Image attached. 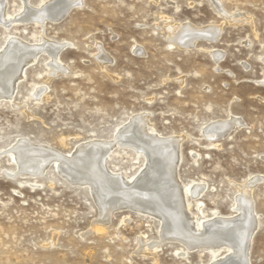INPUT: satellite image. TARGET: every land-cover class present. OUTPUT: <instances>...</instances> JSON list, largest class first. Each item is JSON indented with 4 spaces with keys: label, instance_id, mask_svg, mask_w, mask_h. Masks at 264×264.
Returning a JSON list of instances; mask_svg holds the SVG:
<instances>
[{
    "label": "rangeland",
    "instance_id": "rangeland-1",
    "mask_svg": "<svg viewBox=\"0 0 264 264\" xmlns=\"http://www.w3.org/2000/svg\"><path fill=\"white\" fill-rule=\"evenodd\" d=\"M26 1L35 7L48 0ZM217 1L224 14L212 0H80L60 22L0 27V49L13 37L65 44L58 60L67 69L54 75L39 54L12 101H0V264H210L199 251L176 255L183 247L167 241L152 255L159 224L134 210L115 212L97 231L88 188L70 184L53 164L37 178L5 176L14 165L4 152L19 139L73 153L86 142L111 141L143 114L148 129L182 137L178 178L204 185L198 199H188L197 218L235 216L239 187L259 179L251 193L258 226L249 263L264 264V0ZM0 2L12 19L20 15L23 0ZM187 23L220 27L218 38L181 49L167 28ZM230 118L242 125L223 137L204 134ZM106 166L130 178L144 158L115 147Z\"/></svg>",
    "mask_w": 264,
    "mask_h": 264
},
{
    "label": "bare ground",
    "instance_id": "bare-ground-1",
    "mask_svg": "<svg viewBox=\"0 0 264 264\" xmlns=\"http://www.w3.org/2000/svg\"><path fill=\"white\" fill-rule=\"evenodd\" d=\"M79 2L48 0L34 7L23 0L20 15L16 19L4 11L5 4L0 2V27L7 30L14 23L29 22L43 26L48 20L57 21L72 5ZM212 2L217 11L224 14L220 2ZM167 30L168 39L173 44L187 49L193 47L200 38L215 41L220 27L196 29L187 23L169 26ZM64 47L65 44L47 39H42L39 45H29L15 37L8 38L0 49V101H12L25 68L34 63L39 54L48 57V65L54 75L67 71L58 60V54ZM98 49L101 54L102 50L100 47ZM212 55L218 60L216 52ZM100 57L101 62L106 63L108 58L103 55ZM261 84H264V79ZM43 92V87L38 88L36 96ZM148 124L146 114L135 116L131 125L118 129L111 141L86 142L75 148L73 153L63 154L47 146L19 139L4 152L8 161L14 165V169L6 172L5 176L10 180L19 175L37 178L53 164L59 175L70 184L88 188L100 215L95 221V224L98 223L97 231L104 229L115 212L130 209L157 220L160 241L148 245L154 256L160 242L167 241L183 247L175 252L178 256L199 251L209 255L210 264H250V243L258 226L251 193L259 179H252L239 187L240 195L235 198L233 205L235 216H222L213 211L211 218H197L189 210L188 199H198L204 191V185H183L178 178L182 137H165L148 129ZM241 125L237 118L217 121L207 126L204 134L209 138L223 137ZM115 147L129 149L142 156L143 169L130 178L110 170L106 162ZM222 250L225 255L220 257Z\"/></svg>",
    "mask_w": 264,
    "mask_h": 264
},
{
    "label": "water",
    "instance_id": "water-1",
    "mask_svg": "<svg viewBox=\"0 0 264 264\" xmlns=\"http://www.w3.org/2000/svg\"><path fill=\"white\" fill-rule=\"evenodd\" d=\"M79 4H77V5H72L69 9H68V11H66L65 13H63L61 16H60V18L57 20V21H54V22H60L66 15H67V13L70 11V9L71 8H73L74 6H78ZM49 22H51V23H54V22H52V21H49Z\"/></svg>",
    "mask_w": 264,
    "mask_h": 264
}]
</instances>
